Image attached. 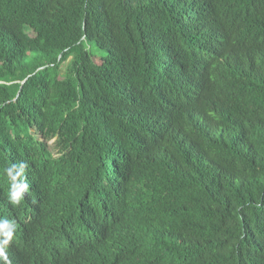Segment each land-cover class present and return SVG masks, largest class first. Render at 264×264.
<instances>
[{"label":"trees","instance_id":"trees-1","mask_svg":"<svg viewBox=\"0 0 264 264\" xmlns=\"http://www.w3.org/2000/svg\"><path fill=\"white\" fill-rule=\"evenodd\" d=\"M237 18L255 51L196 48ZM28 153L107 200L99 264H264V0H0V163Z\"/></svg>","mask_w":264,"mask_h":264},{"label":"clouds","instance_id":"clouds-1","mask_svg":"<svg viewBox=\"0 0 264 264\" xmlns=\"http://www.w3.org/2000/svg\"><path fill=\"white\" fill-rule=\"evenodd\" d=\"M244 27V20L237 18L226 30L197 33L195 46L200 50L217 44L253 52L260 38L251 25ZM197 92V88H187L183 94ZM26 168L28 163L22 160L3 170L10 182L7 198L13 206L19 205L26 193L30 194L24 175ZM107 211V200L96 193L61 205L51 190L44 199L32 201L18 212L0 211V264H45L57 257H72L81 264H99V248L85 239L99 237L97 226L102 221L99 214Z\"/></svg>","mask_w":264,"mask_h":264},{"label":"bare ground","instance_id":"bare-ground-1","mask_svg":"<svg viewBox=\"0 0 264 264\" xmlns=\"http://www.w3.org/2000/svg\"><path fill=\"white\" fill-rule=\"evenodd\" d=\"M183 2L191 7L194 10H198L202 13V3L203 0H183ZM225 8L229 10H233L230 6H225ZM218 10V9H217ZM211 31V30H206ZM201 32V31H199ZM198 33V32H196ZM49 148V147H48ZM36 155L28 153L25 155H21L20 158L13 161H5L3 160L2 164L0 163V211L6 213H15L18 212L21 208L32 201H40L44 199L45 193L49 191V189L43 186L41 179L38 175V170L33 169L31 166V160L35 158ZM26 161L28 163V168L25 169V176L27 178V182L29 183L30 194L26 193L21 203L17 206H13L8 200V192L10 187V182L7 176L4 173V168L10 166L13 163H19L20 161ZM50 178L48 179L50 185ZM94 193L90 192L87 182L81 183L76 186V189H72L69 194L66 196L69 202L84 200ZM13 242V240H12ZM12 242L10 244H12Z\"/></svg>","mask_w":264,"mask_h":264},{"label":"rangeland","instance_id":"rangeland-1","mask_svg":"<svg viewBox=\"0 0 264 264\" xmlns=\"http://www.w3.org/2000/svg\"><path fill=\"white\" fill-rule=\"evenodd\" d=\"M92 51L94 52V53H96V54H98L99 55V53L101 52V51H99L98 49H96V48H92ZM94 60L96 61V62H99L100 61V58H99V56H94Z\"/></svg>","mask_w":264,"mask_h":264}]
</instances>
